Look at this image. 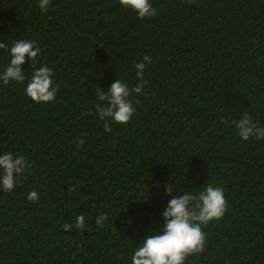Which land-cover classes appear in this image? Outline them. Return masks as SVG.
Returning a JSON list of instances; mask_svg holds the SVG:
<instances>
[{"label": "trees", "instance_id": "obj_1", "mask_svg": "<svg viewBox=\"0 0 264 264\" xmlns=\"http://www.w3.org/2000/svg\"><path fill=\"white\" fill-rule=\"evenodd\" d=\"M151 3L157 14L142 19L119 0H51L47 11L0 0V43L42 50L36 64L26 56L24 82L0 81V155L31 164L11 192L0 187V264H132L162 234L168 201L207 183L227 210L202 225L205 250L185 264H264V139L242 140L231 123L247 114L264 127V0ZM144 55L153 62L129 97L132 119L106 132L97 92L117 79L134 88ZM10 60L0 49V74ZM41 65L59 85L47 103L25 94Z\"/></svg>", "mask_w": 264, "mask_h": 264}, {"label": "clouds", "instance_id": "obj_2", "mask_svg": "<svg viewBox=\"0 0 264 264\" xmlns=\"http://www.w3.org/2000/svg\"><path fill=\"white\" fill-rule=\"evenodd\" d=\"M51 0H39V8L47 11ZM125 8H131L139 18L154 17L157 10L152 6L151 0H119ZM8 49L11 56L10 63L0 74V81L7 86L10 82H24L25 71L22 65L26 63V56L33 64L39 62L41 48L34 40L19 39L8 44L0 43V49ZM264 60V58H261ZM153 62L152 57L144 55L141 62L135 63L136 76L139 83L132 89L128 84L117 79L111 84L110 89L104 91L99 89L97 98L99 101H106L107 104L98 103L96 111L99 118L104 121V129L111 132L110 122L126 124L130 122L135 112L133 102L129 99L132 93L139 95L147 84L144 80L146 64ZM259 62V61H258ZM53 70L41 65L38 70L32 71V76L27 84L25 94L36 103H47L54 101L59 85L53 86ZM222 123L228 124L227 120ZM237 129L242 140H249L255 137L257 140L264 139V127H258L252 122V117L244 114L238 121L231 122ZM77 150L84 144L83 139L75 141ZM31 168V164L23 155H14L7 152L0 155V187L11 192L16 184L17 177ZM75 188H69L74 191ZM167 194L171 195L173 186L166 185ZM27 199L35 202L39 199L37 191H31ZM227 200L224 189L207 183L204 189L198 193L184 191L182 195L168 201V206L163 212L165 226L162 234L146 236L143 243L137 247L131 257L132 264H185L191 255L200 254L205 250L206 235L202 225H207L213 220L222 218L227 210ZM108 220L107 215L101 214L97 217L96 223L103 227ZM85 226L84 215L76 217L75 228L83 230ZM73 228L72 224H65L64 231Z\"/></svg>", "mask_w": 264, "mask_h": 264}]
</instances>
